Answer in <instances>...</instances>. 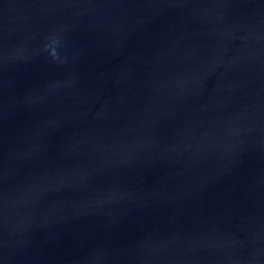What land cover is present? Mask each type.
I'll use <instances>...</instances> for the list:
<instances>
[{"label": "water", "instance_id": "obj_1", "mask_svg": "<svg viewBox=\"0 0 264 264\" xmlns=\"http://www.w3.org/2000/svg\"><path fill=\"white\" fill-rule=\"evenodd\" d=\"M113 264H264V0H118Z\"/></svg>", "mask_w": 264, "mask_h": 264}]
</instances>
